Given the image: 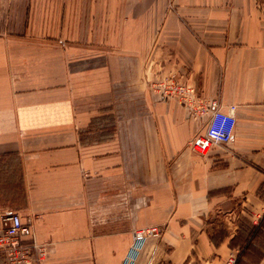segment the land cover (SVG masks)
Here are the masks:
<instances>
[{
    "label": "crops",
    "instance_id": "crops-1",
    "mask_svg": "<svg viewBox=\"0 0 264 264\" xmlns=\"http://www.w3.org/2000/svg\"><path fill=\"white\" fill-rule=\"evenodd\" d=\"M162 77L236 105L226 147L189 145L207 114ZM9 212L39 264H264V0H0Z\"/></svg>",
    "mask_w": 264,
    "mask_h": 264
},
{
    "label": "built area",
    "instance_id": "built-area-1",
    "mask_svg": "<svg viewBox=\"0 0 264 264\" xmlns=\"http://www.w3.org/2000/svg\"><path fill=\"white\" fill-rule=\"evenodd\" d=\"M149 88L162 99L178 100L190 109L194 117L207 114L203 132L189 141V145L198 153L207 155L212 147L228 145L236 124V105L223 107L216 99H206L198 95L192 86L172 77L150 81ZM153 230L152 227L135 230V245L142 243ZM46 254L47 244L37 241L29 221H23L16 212L4 215L0 231V255L5 264H39ZM235 259V255H231L226 263L232 264Z\"/></svg>",
    "mask_w": 264,
    "mask_h": 264
},
{
    "label": "rangeland",
    "instance_id": "rangeland-1",
    "mask_svg": "<svg viewBox=\"0 0 264 264\" xmlns=\"http://www.w3.org/2000/svg\"><path fill=\"white\" fill-rule=\"evenodd\" d=\"M97 128L96 129H93V131L95 130V132H98V125L96 126ZM260 220H262V219H260ZM260 222V221H259ZM245 223V221L244 220H241V222H240V224L241 225H243L242 227H244V226H246L247 228H249V225L247 224V225H245L244 224ZM260 225H261V227L259 226V224H258V229L260 228V229H264V220H262L261 222H260ZM249 230V229H248ZM220 232H221V230H220ZM145 239V238H144ZM140 244H142V243H140ZM139 244V245H140ZM141 246V245H140ZM238 257V256H237ZM237 259V258H236Z\"/></svg>",
    "mask_w": 264,
    "mask_h": 264
},
{
    "label": "trees",
    "instance_id": "trees-1",
    "mask_svg": "<svg viewBox=\"0 0 264 264\" xmlns=\"http://www.w3.org/2000/svg\"><path fill=\"white\" fill-rule=\"evenodd\" d=\"M257 230H258V228L256 227L253 232L255 233V232H257Z\"/></svg>",
    "mask_w": 264,
    "mask_h": 264
}]
</instances>
